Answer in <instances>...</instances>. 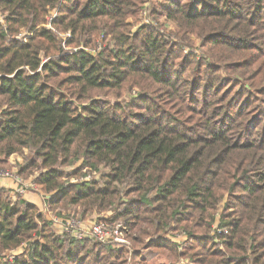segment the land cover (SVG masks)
I'll return each mask as SVG.
<instances>
[{
    "label": "trees",
    "instance_id": "trees-1",
    "mask_svg": "<svg viewBox=\"0 0 264 264\" xmlns=\"http://www.w3.org/2000/svg\"><path fill=\"white\" fill-rule=\"evenodd\" d=\"M24 151L45 206L132 249L1 190L0 264H264V0H0V167Z\"/></svg>",
    "mask_w": 264,
    "mask_h": 264
},
{
    "label": "rangeland",
    "instance_id": "rangeland-1",
    "mask_svg": "<svg viewBox=\"0 0 264 264\" xmlns=\"http://www.w3.org/2000/svg\"><path fill=\"white\" fill-rule=\"evenodd\" d=\"M55 16H56V10L51 12V15L48 17V21L51 22ZM140 18H141L142 24H149L148 21L146 20V13L145 12H142V14H140ZM163 20H164V18H162L160 20V22H163ZM163 25L166 27L167 30H165V28L163 27V28L159 29V32L166 33L169 30H175L176 29L175 25L172 23H168V22L166 23L165 22ZM60 38L64 39V41H65V40L69 39L70 37L67 34H63V35H60ZM193 41L195 42L194 44H196V48H197L198 41H196L194 39H193ZM197 51L198 50H195L194 53L197 54ZM88 53L95 55L97 53V50L91 49V50H88ZM27 154H28V152L24 151L22 154H17V155L9 157L7 159V166L5 168L0 167V170H7V171H10L12 173H15L16 175H19L23 181L25 180V181L33 184V179L39 174L38 170L34 169L32 171H27L26 173H20V171H19V169L24 167V157ZM78 165L79 164H76L75 168ZM73 168H69V169H67V171H71V170H73ZM1 190L8 192V195L11 199V202H14L15 199H17V198L24 200L23 196L22 197L18 196L15 193L12 194L11 191L8 189H4L3 187H0V191ZM14 192H15V190H14ZM26 193L28 195L29 194L37 195L38 199L40 200V203L43 202V199H42L43 196L42 195H45V194L42 193L39 188H37L36 190L28 189V191ZM46 196H48V195H46ZM43 209L47 210V213L44 214V218L52 225V228H53L54 233L56 235H61V234H59L60 233L59 228L54 226L53 220H52L53 218H57L58 221H60V219H69L72 222L74 230H77L78 232H81V234H84V235L86 234V232H87L88 228L91 226V224L99 221L98 219H102L103 222H105L107 220V221H111V222H117V223H120L121 225H123L121 221L109 220V218L111 217L109 212H107L106 214L103 213V214H99V215L97 213H88L85 216H82L84 214H82L81 210L78 208L70 207V208L50 209L47 206V208L43 207ZM111 222H109V223H111ZM55 225H56V223H55ZM66 236H68V235H66ZM68 237L73 238L71 236H68ZM83 238L84 239H82V240H93V239L86 238V236H84ZM131 249H132V247H131ZM21 251L22 250L19 249L16 252L14 251V252L8 253V255L9 256L17 255V254H20ZM143 256H145V258H147L148 260L152 259L153 264H158L160 262H163L162 259H157V255H154V254H149V253L147 254L146 252H144Z\"/></svg>",
    "mask_w": 264,
    "mask_h": 264
},
{
    "label": "built area",
    "instance_id": "built-area-1",
    "mask_svg": "<svg viewBox=\"0 0 264 264\" xmlns=\"http://www.w3.org/2000/svg\"><path fill=\"white\" fill-rule=\"evenodd\" d=\"M2 180H11L16 187L14 193L21 197L22 196L24 197L27 194L26 192L28 191V189H32V190L37 189L34 184L29 183L25 180L23 181L19 175H16L15 173H12L7 170H0V181ZM42 196H43L42 199L44 202V208H47V206H45V202L47 201L48 196L46 195H42ZM52 220L54 226L59 228V232H60L59 234L61 235L62 234L68 235L75 238L76 240H82L84 239L83 237L86 236V238L93 239L100 244L112 245L117 248L122 247L125 248L126 250H131V243L130 240L128 239V231L120 223L97 221L91 224L86 234L84 235L81 234V232L74 230L72 222L69 219H60V221H58L57 218H53ZM214 228L217 227L214 226ZM170 240L174 243H178L181 240H184V235L170 236ZM177 264H191V263L187 260H180Z\"/></svg>",
    "mask_w": 264,
    "mask_h": 264
},
{
    "label": "crops",
    "instance_id": "crops-1",
    "mask_svg": "<svg viewBox=\"0 0 264 264\" xmlns=\"http://www.w3.org/2000/svg\"><path fill=\"white\" fill-rule=\"evenodd\" d=\"M0 187H3L4 189L10 190L12 194L14 193V190L16 188L15 185H14V183L11 180H2V181H0ZM24 201H26V202H28L30 204L36 205L42 213H44V214L47 213L46 210L43 209L44 202H41L40 203V200L38 199V196L37 195H35V194H29V195L26 194L24 196ZM149 261H152V259H150Z\"/></svg>",
    "mask_w": 264,
    "mask_h": 264
}]
</instances>
